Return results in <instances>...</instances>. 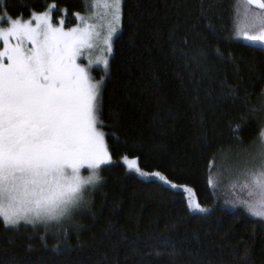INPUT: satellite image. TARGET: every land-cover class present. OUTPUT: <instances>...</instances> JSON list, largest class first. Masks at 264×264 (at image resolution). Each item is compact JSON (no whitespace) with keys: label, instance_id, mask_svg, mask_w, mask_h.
<instances>
[{"label":"trees","instance_id":"16d2710c","mask_svg":"<svg viewBox=\"0 0 264 264\" xmlns=\"http://www.w3.org/2000/svg\"><path fill=\"white\" fill-rule=\"evenodd\" d=\"M90 1L0 0V16L50 11L71 26ZM242 19V0L122 1L109 69L93 70L114 163L65 227L0 219V264H264V222L209 186L223 153L264 130V51L238 37ZM125 156L148 177L129 172ZM157 171L209 211L193 213Z\"/></svg>","mask_w":264,"mask_h":264},{"label":"snow or ice","instance_id":"6c2138e0","mask_svg":"<svg viewBox=\"0 0 264 264\" xmlns=\"http://www.w3.org/2000/svg\"><path fill=\"white\" fill-rule=\"evenodd\" d=\"M103 6L110 15L103 38L110 56L121 28L122 0H103ZM242 7L238 37L264 49V0H242ZM0 22L7 23L0 27V219L6 228L23 223L35 229L71 219L86 207V190L102 183V166L114 163L106 133L98 127L104 81L91 76V57L88 66L80 62L101 34L87 20L66 30L63 20L52 22L50 11L33 13L28 20L0 16ZM102 64L107 72V56ZM122 159L129 172L148 177L138 159ZM151 176L182 189L193 213L209 211L192 187L173 183L158 171ZM238 177L247 198L232 200V207L264 220V130Z\"/></svg>","mask_w":264,"mask_h":264},{"label":"rangeland","instance_id":"374dc122","mask_svg":"<svg viewBox=\"0 0 264 264\" xmlns=\"http://www.w3.org/2000/svg\"><path fill=\"white\" fill-rule=\"evenodd\" d=\"M35 14H42V13H35ZM80 17H83V20H87L89 23L93 24L96 30L101 34L100 39L97 41L96 47L93 48L90 52H86L85 56L82 57L80 61L83 65L88 66V58L91 57V59L93 60V64L89 68V71L91 76L94 78L93 70L98 68L104 70L102 60L106 56L108 59L110 57L108 56L105 46L103 44V38L104 36L107 35L108 21L110 20V15L108 14V10L103 6V0H91L88 9L86 10V13L79 14V17L76 15L75 17L76 23L74 25L66 26L64 23L63 24L64 28L67 30L72 27L82 26L83 20L80 19ZM60 21H58L56 25H59ZM33 23L35 22L33 21ZM4 27H7V25ZM0 50H2V42H0ZM101 79L103 78L94 79V80L100 81ZM257 141L258 138L247 145L241 146L238 149L227 151L223 153V155L219 159L216 167L217 173L213 174L214 181L212 183L213 186L217 189L216 194L223 202L230 203L232 200H235L237 198H247L246 191L243 190L241 187L242 180H240V178L238 177V170L243 167V163L244 160L247 158V154L254 152ZM121 162L123 163V159H121ZM84 172L85 174H87V170H84ZM92 191H94V189L92 188L86 190L85 193L86 200L88 201L90 200V196H91L90 194ZM87 206H89V204ZM87 206L77 211L72 216L71 219H64L59 222L53 221V222H49L47 225L41 224V225H37L36 227H43L45 230H50V231H54L62 227H65L68 223L71 224V222H73L75 218H77L79 215L84 213ZM262 221L264 222V220Z\"/></svg>","mask_w":264,"mask_h":264},{"label":"water","instance_id":"95a60500","mask_svg":"<svg viewBox=\"0 0 264 264\" xmlns=\"http://www.w3.org/2000/svg\"><path fill=\"white\" fill-rule=\"evenodd\" d=\"M242 42H243V44H245V45L251 46V47H253V48H258V49H261V50L264 51V49L260 48L259 46L252 45L250 42L244 41L243 39H242Z\"/></svg>","mask_w":264,"mask_h":264}]
</instances>
